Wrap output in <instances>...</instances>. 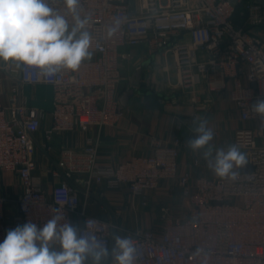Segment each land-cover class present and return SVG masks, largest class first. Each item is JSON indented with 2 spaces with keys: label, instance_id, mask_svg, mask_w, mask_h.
Wrapping results in <instances>:
<instances>
[{
  "label": "built area",
  "instance_id": "1",
  "mask_svg": "<svg viewBox=\"0 0 264 264\" xmlns=\"http://www.w3.org/2000/svg\"><path fill=\"white\" fill-rule=\"evenodd\" d=\"M243 1L135 0L131 13L128 0H80L81 16L92 17V58L75 72L50 75L20 65L22 82L53 89L52 125L45 131L51 140L77 127L102 128L120 120L117 88L121 63L130 57L123 48L144 44L151 53L171 52L177 76L171 87L187 89L203 111L212 102L204 95L226 91L243 122L234 130L233 144L239 145L247 165L237 169L235 180L179 173V136L171 142L151 138V153L115 166L98 161L99 141L90 140L79 151H61L50 170L56 182L48 192L34 176L40 111L17 105L16 97L4 106L0 96V170L16 173L22 187L15 208L0 194V241L8 229L28 221L42 226L56 208L60 224L71 221L83 229L90 246L111 249L110 233L118 226L87 214L76 185L83 179L111 189L125 186L146 206L150 191L165 179H176L184 199L182 214L164 206L158 227L118 232L135 244V264H264V119L251 108L264 99V40L235 24ZM246 1L244 15L264 26V4ZM48 2L73 22L63 0Z\"/></svg>",
  "mask_w": 264,
  "mask_h": 264
},
{
  "label": "crops",
  "instance_id": "2",
  "mask_svg": "<svg viewBox=\"0 0 264 264\" xmlns=\"http://www.w3.org/2000/svg\"><path fill=\"white\" fill-rule=\"evenodd\" d=\"M246 0L238 6L234 16L237 26L248 30L252 35L264 40V26L252 23L244 15ZM122 52L130 53V57L121 63V80L117 88L119 99L132 87L133 74L148 60L150 63L144 70L149 72L142 77L141 85L129 100L127 107H121V118L112 126L98 128L92 126L86 130L75 128L55 134L51 140L45 137V131L52 125L53 89L48 84H30L22 82L20 66L12 62L0 61V96L4 106H10L12 98L16 104L25 109L36 108L40 111L41 124L34 134L37 145V169L34 176L48 192L56 182L50 170L56 166L61 151L69 148L81 150L90 140L99 141L98 161L115 166L136 154L152 152L151 138H161L171 142L176 136L181 137L179 173L190 170L194 175L215 176L207 167L200 153H193L186 144L192 135L191 127L194 117H204L209 127L214 130L211 142L215 148L233 144L234 130L243 125L238 118L234 104L229 100L226 91L204 95L212 100L207 111L199 110L197 103L182 96H165L157 87L170 88L172 76L169 69L170 59L174 64L171 52H154L147 50L144 44L123 48ZM171 53V54H169ZM167 66V71L164 67ZM175 68V66H174ZM164 75L162 83L155 77ZM165 72V73H164ZM151 83V85H149ZM149 86L155 90H148ZM181 97V99H180ZM198 160V165H195ZM82 201H86V213L92 217L110 221L118 226L117 232L136 229L155 228V215L162 207H170L174 214L180 215L184 210V199L176 179H165L161 186L149 192L146 206L139 199H133L128 188H107L104 182L92 180L87 184L83 179L76 185ZM22 192L19 177L14 172L0 170V194L9 199V206L15 208L16 201Z\"/></svg>",
  "mask_w": 264,
  "mask_h": 264
},
{
  "label": "clouds",
  "instance_id": "3",
  "mask_svg": "<svg viewBox=\"0 0 264 264\" xmlns=\"http://www.w3.org/2000/svg\"><path fill=\"white\" fill-rule=\"evenodd\" d=\"M72 23L48 0H0V61L36 67L44 75L75 72L92 58L91 15L81 16L80 0H63ZM112 30H109L111 35ZM264 119V99L251 106ZM187 147L200 153L212 173L235 180L247 165L239 145L215 148L214 130L207 118L194 117ZM76 201H73L75 203ZM42 226L28 221L8 229L0 241V264H135L131 237L110 233L112 247L90 246L83 229L73 222L60 224L59 209Z\"/></svg>",
  "mask_w": 264,
  "mask_h": 264
},
{
  "label": "rangeland",
  "instance_id": "4",
  "mask_svg": "<svg viewBox=\"0 0 264 264\" xmlns=\"http://www.w3.org/2000/svg\"><path fill=\"white\" fill-rule=\"evenodd\" d=\"M169 54H171V53H169ZM168 66H169V69H170V74H171V76H172V80H171V82L173 83V84H175L176 83V81H177V76H176V70H175V68H174V64H173V61L170 59V61H169V64H168ZM165 73V72H164ZM149 75V72L147 71V70H144L143 71V74H142V77H147ZM148 78V77H147ZM163 78H164V75H163V73L161 72V76H158V77H155V80H156V82H157V84L159 83H162V81H163ZM122 81V80H121ZM149 85H151V83L149 84ZM149 89L148 90H155V87H154V89H152V87L151 86H149L148 87ZM157 90L159 91V92H162L161 94H164L165 96H182V98H187V95H190L191 93L187 90V89H184V90H181L180 88H178V87H170V88H166L165 86L164 87H162L161 85H159V87H157ZM188 98H190L191 99V95L188 97ZM180 99H181V97H180ZM161 215H162V211L161 210H159V212H157V215H155V218H156V222H155V227H158V225H160V223H161Z\"/></svg>",
  "mask_w": 264,
  "mask_h": 264
},
{
  "label": "water",
  "instance_id": "5",
  "mask_svg": "<svg viewBox=\"0 0 264 264\" xmlns=\"http://www.w3.org/2000/svg\"><path fill=\"white\" fill-rule=\"evenodd\" d=\"M257 2H261L264 4V0H255ZM129 2V11L133 13L135 11V0H128ZM150 63V60L146 61L132 76L131 78V85L132 87L128 89L123 96L120 99L121 106L122 107H127L129 104L130 98L133 96L135 93L136 89L141 85V79H142V74L144 71L145 66H147ZM246 166H244L245 169Z\"/></svg>",
  "mask_w": 264,
  "mask_h": 264
}]
</instances>
